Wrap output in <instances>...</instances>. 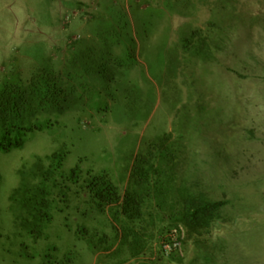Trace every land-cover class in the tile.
<instances>
[{
  "label": "rangeland",
  "instance_id": "obj_1",
  "mask_svg": "<svg viewBox=\"0 0 264 264\" xmlns=\"http://www.w3.org/2000/svg\"><path fill=\"white\" fill-rule=\"evenodd\" d=\"M76 56L90 64L86 105L34 116L46 127L0 151V264H264V0H0V89L37 73L67 79ZM152 143L173 159L171 185L148 199L134 224L145 248L131 255L123 217L100 211L84 185L106 174L124 192ZM61 149L62 173L79 165L81 180L54 189V219L36 240L10 197L38 157L49 165ZM198 195L224 203L191 231L182 217ZM178 224L182 261L162 252Z\"/></svg>",
  "mask_w": 264,
  "mask_h": 264
},
{
  "label": "trees",
  "instance_id": "obj_2",
  "mask_svg": "<svg viewBox=\"0 0 264 264\" xmlns=\"http://www.w3.org/2000/svg\"><path fill=\"white\" fill-rule=\"evenodd\" d=\"M81 68L82 77L86 78L88 67ZM79 71V70H78ZM74 75L68 72L67 79L57 73H43L32 76L30 82L20 87L4 86L0 89V151L10 152L24 147L28 131L43 130V124L31 123L32 118L44 114H61L74 109L76 104L86 105V96L80 93V87L85 83L79 80L73 82ZM164 137L161 145L166 144ZM157 143H152L149 150L138 153L131 167L128 184L124 192L106 174L89 175L84 188L90 193L100 211L107 207H116L112 210L115 219L123 217L122 244H128L131 255H137L145 248L142 235L136 230L134 224L140 222L144 216V208L149 198L160 200L168 195L171 185L169 170L172 166L165 165L173 160L170 153L158 156L155 152ZM67 151L61 149L47 156L49 165L43 158L38 157L31 170L32 181H27L23 174L22 183L14 189L10 199L19 203L22 213L21 225L29 230L34 239H39L45 232L46 224L54 219L53 191L58 189L66 195L70 185L66 182L79 183L81 169L77 165L68 174H63ZM62 180V181H61ZM65 201V200H61ZM187 209L183 214L185 225L196 231L207 228L215 218V212L223 205V201H211L201 196H187ZM203 212V213H201ZM20 217H16L19 220ZM129 241V242H128ZM171 256L182 261L174 253ZM149 264V263H143Z\"/></svg>",
  "mask_w": 264,
  "mask_h": 264
},
{
  "label": "built area",
  "instance_id": "obj_3",
  "mask_svg": "<svg viewBox=\"0 0 264 264\" xmlns=\"http://www.w3.org/2000/svg\"><path fill=\"white\" fill-rule=\"evenodd\" d=\"M185 238V228L182 224H178L172 228L169 235L162 242V252L166 256L174 253L182 254L183 242Z\"/></svg>",
  "mask_w": 264,
  "mask_h": 264
},
{
  "label": "crops",
  "instance_id": "obj_4",
  "mask_svg": "<svg viewBox=\"0 0 264 264\" xmlns=\"http://www.w3.org/2000/svg\"><path fill=\"white\" fill-rule=\"evenodd\" d=\"M86 54H87L86 52L85 53L83 52L82 56H86ZM73 63L74 64L71 63V66H73V67L70 68V71H69L70 74H72L74 72V69L79 70L78 72H80V73L84 72L83 70H81V68H83L87 63V61H85L84 57L79 60L76 56V59L73 60ZM80 77H81V81L85 83V81H86L85 78L82 77V75Z\"/></svg>",
  "mask_w": 264,
  "mask_h": 264
}]
</instances>
